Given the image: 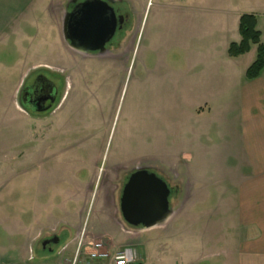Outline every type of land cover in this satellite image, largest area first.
Segmentation results:
<instances>
[{
    "label": "rangeland",
    "instance_id": "374dc122",
    "mask_svg": "<svg viewBox=\"0 0 264 264\" xmlns=\"http://www.w3.org/2000/svg\"><path fill=\"white\" fill-rule=\"evenodd\" d=\"M117 1L124 4L111 5L131 7L132 1L147 10L156 9L161 2L175 8L177 2L192 18L199 20L202 16L209 26L205 30L208 39L198 47H204V52L211 53L214 45L221 53L227 39L229 43L238 42L230 38V30L212 29V0ZM5 3L0 0V264H25L24 258L30 253L35 255L34 264L54 262L57 249L67 240L59 235V243L52 245L51 251L42 249L39 240L58 235L63 227L72 228L69 240L77 234L79 238L102 241L110 254L130 247L136 253L131 264H223V256H212L211 235L214 229L222 236L232 233L233 210L227 213L225 222L213 223L217 217L210 216L211 211L221 213L230 204L228 198L232 199L235 192L228 183L221 190L216 185L209 188V199L198 209L204 211L207 220L197 224L189 221L190 216L178 213L141 230L127 225L119 212L121 188L132 168L147 167L166 180L158 173L160 152L176 148L182 126L198 129L212 120V110L201 113L200 106L190 105L201 94L184 93L180 86L173 88L171 81L178 76L180 82L181 74H156L153 79L154 74L143 73L153 65V54L145 52L147 40L142 27L133 45L132 27L115 34L112 44L122 39L117 53L79 54L62 34L58 36L55 27L45 23L47 19L41 13L35 16L45 28L38 31L27 25L25 8L5 15ZM239 4V0H219L218 6L226 12ZM65 10L62 4L61 20ZM143 20L142 25L150 16L144 14ZM257 25L264 43V17L258 18ZM36 34L38 40L30 41ZM22 35L29 41L22 40ZM254 55L255 46L240 57L236 68L239 74H233L237 80L234 92L221 93L216 102L214 115L221 122L240 114L238 110L227 113L225 106L232 100L239 104V88L249 82L244 77L245 64ZM35 67L58 74L63 83V97L55 111L39 116L26 112L18 101L26 72ZM162 78L163 85L153 82ZM223 130L211 132L214 144L230 140ZM234 163L228 158L221 167ZM176 183L171 180V184ZM179 205L173 202L174 213ZM195 232L204 235L203 246L195 240Z\"/></svg>",
    "mask_w": 264,
    "mask_h": 264
},
{
    "label": "crops",
    "instance_id": "0c3cea01",
    "mask_svg": "<svg viewBox=\"0 0 264 264\" xmlns=\"http://www.w3.org/2000/svg\"><path fill=\"white\" fill-rule=\"evenodd\" d=\"M65 1L6 0L4 11L5 15H12L16 10L25 8L26 13H20L26 16L27 25L38 31L45 28L35 16L41 13L47 19L45 23L55 27L61 38L60 7L66 4ZM212 3L215 4L214 10H211L214 12L212 29L216 27L222 31L230 30V38L236 41L240 39L238 20L241 14H254L257 20L264 17V0H239L237 9L230 7L226 12L219 10V0H212ZM165 5L161 2L156 9L147 10L146 7H136L131 1L134 21L131 44L135 43L136 34L140 33L142 27V33L147 40L145 52L147 55L153 54V65L144 68L143 73L154 74L153 79L157 77L156 74H181L180 82L178 76L176 80L171 81L173 88L180 86L181 91L187 94L200 93L201 97L190 105L200 106L198 111L201 113L212 110L215 114L220 94L234 92L232 89L235 88L237 80L233 74H239L236 68L239 66L240 57L249 54L254 46L243 55L229 57L227 47L230 39H227L221 45V53L220 48L217 50L218 46L214 45L211 46V53L204 52V47L201 50L198 47L208 39L209 35L205 30L209 26L203 23L202 16L199 20L192 18L177 2L175 8ZM144 14L150 16V20L142 25ZM21 39L29 41L26 35H22ZM34 40H38V34L30 38V41ZM140 46L139 43L138 50ZM173 56L178 58H172ZM254 56L247 60L246 68ZM247 81L249 82H243L244 85L239 88V104L236 106L232 100L225 106L227 113L240 111L237 117L221 122L218 116L213 114L212 120L205 122L198 129L191 125L182 126L180 142L176 148L171 150L167 147L165 152L158 155L162 158L158 171L169 180H177L182 188L179 208L171 217L180 213L190 216L189 221L196 224L204 222L207 216L203 210L198 209H202L205 200L209 199L207 192L210 187L214 188L216 185L221 190L222 185L228 183L235 192L232 199L228 198L230 204H226L227 209L221 213L220 210H213L210 216L217 217L213 218V223L225 222L227 213L233 210L232 233H224L222 236L214 229L211 235L212 256L215 259L223 256V264H264V70L257 78ZM153 82L163 85L164 79ZM220 128L224 129L223 135L230 137V140L224 141L222 145L214 144L210 137L214 129L218 134ZM193 157L195 163H192ZM228 158L235 160L234 165L221 167ZM59 232L57 236L63 235L65 240L69 241L72 228L63 227ZM195 240L199 241V245H204L203 234L200 236L195 232ZM26 256L25 262L28 258V255ZM32 256L34 259L35 255Z\"/></svg>",
    "mask_w": 264,
    "mask_h": 264
},
{
    "label": "water",
    "instance_id": "95a60500",
    "mask_svg": "<svg viewBox=\"0 0 264 264\" xmlns=\"http://www.w3.org/2000/svg\"><path fill=\"white\" fill-rule=\"evenodd\" d=\"M115 0H68L61 21V34L68 46L79 54L107 52L106 44L120 29L123 17L111 5ZM69 4L71 6H69ZM52 101L46 106L50 107ZM168 184L147 167L131 169L119 197V212L129 226L146 230L166 222L174 213L169 205ZM56 234L41 242L56 245ZM51 251V247L48 248Z\"/></svg>",
    "mask_w": 264,
    "mask_h": 264
},
{
    "label": "flooded vegetation",
    "instance_id": "af4514ba",
    "mask_svg": "<svg viewBox=\"0 0 264 264\" xmlns=\"http://www.w3.org/2000/svg\"><path fill=\"white\" fill-rule=\"evenodd\" d=\"M115 3H122V2H119L116 0L112 4H115ZM69 6L71 5L69 4ZM113 7L115 9L116 15L117 16L121 15L123 17L121 27L120 29L116 30L115 34L117 32L119 34L123 33L126 30H128V28L130 27H132L133 29L134 21H133V16H132L133 14H132L131 7L121 6V5L113 6ZM112 39L109 41V43L106 44L108 51L105 52L104 54L119 52L118 51L119 44L122 42V39L118 40L117 41L118 43H114V44H112ZM62 87H63V83H62V80L58 77V74L45 71V69L41 67H35L32 70L27 71L24 76V79L22 80V83L18 90L19 104L26 112L30 113L31 115L39 116V115L47 114L50 111L54 110V108H56L59 102L61 101V98L63 97V95L61 94ZM51 101L52 103L50 107L46 108V106ZM158 173L161 174L159 171ZM161 175L164 176V178L166 179L164 181L168 184L169 189H170L169 198H168L169 205L170 207L175 209V207H173V202L174 201L181 202V196H182L181 185L179 183L171 184V180H169L168 177H166L163 174ZM52 235L42 237L39 240L40 246H41L42 240L50 238ZM51 246L52 245H46L45 248L48 249Z\"/></svg>",
    "mask_w": 264,
    "mask_h": 264
},
{
    "label": "built area",
    "instance_id": "2783aa9c",
    "mask_svg": "<svg viewBox=\"0 0 264 264\" xmlns=\"http://www.w3.org/2000/svg\"><path fill=\"white\" fill-rule=\"evenodd\" d=\"M73 242L76 245L73 246ZM56 257L54 262L41 264H93L104 261L106 264H131L136 260V253L127 247L110 254L102 241L79 238L76 234L57 249ZM33 260L32 253H30L25 264H34Z\"/></svg>",
    "mask_w": 264,
    "mask_h": 264
},
{
    "label": "trees",
    "instance_id": "16d2710c",
    "mask_svg": "<svg viewBox=\"0 0 264 264\" xmlns=\"http://www.w3.org/2000/svg\"><path fill=\"white\" fill-rule=\"evenodd\" d=\"M238 42H231L227 47L229 57H237L250 51L255 46V57L245 70V78H257L264 70V43L260 41L261 33L257 29V19L254 14L243 13L238 20Z\"/></svg>",
    "mask_w": 264,
    "mask_h": 264
}]
</instances>
